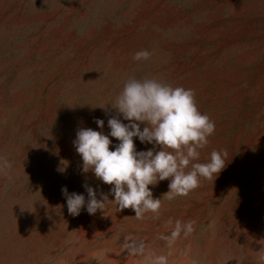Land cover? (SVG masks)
Listing matches in <instances>:
<instances>
[{"label":"rangeland","instance_id":"obj_1","mask_svg":"<svg viewBox=\"0 0 264 264\" xmlns=\"http://www.w3.org/2000/svg\"><path fill=\"white\" fill-rule=\"evenodd\" d=\"M130 77L193 89L215 123L197 162L226 166L186 194L150 185L139 218L70 215L62 187H112L82 172L76 132L110 131ZM0 157V264H264V0H0Z\"/></svg>","mask_w":264,"mask_h":264},{"label":"clouds","instance_id":"obj_2","mask_svg":"<svg viewBox=\"0 0 264 264\" xmlns=\"http://www.w3.org/2000/svg\"><path fill=\"white\" fill-rule=\"evenodd\" d=\"M150 55L141 50L133 58L147 60ZM111 106L118 115L108 119L110 131L78 128L73 145L81 156L82 172L91 171L112 187L107 193L101 191L98 198L96 188L85 183L87 199L83 193H69L66 186L62 187L70 215L78 216L85 208L93 215L104 210L107 202L115 201L121 210L132 208L139 218L160 207L161 199L153 197L150 185L169 179L170 190L165 195L186 194L197 187L200 177L212 178L225 168L228 160L223 150H213L206 162H197L199 149L208 143L215 123L199 111L193 89L173 87L156 78L130 77ZM95 123L100 129L105 126L101 118H95ZM141 124L145 125L143 130ZM111 138L119 143L113 145ZM134 138L153 147L138 151ZM4 165L10 167L7 160ZM110 195L114 199H109ZM179 228L178 222L173 236L179 234ZM191 231L188 224L185 234ZM165 260L157 257L155 264H164Z\"/></svg>","mask_w":264,"mask_h":264}]
</instances>
